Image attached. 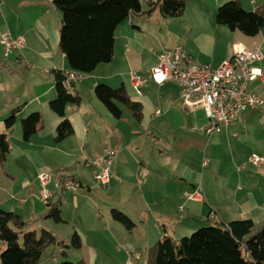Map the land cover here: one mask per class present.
<instances>
[{
    "label": "crops",
    "instance_id": "crops-1",
    "mask_svg": "<svg viewBox=\"0 0 264 264\" xmlns=\"http://www.w3.org/2000/svg\"><path fill=\"white\" fill-rule=\"evenodd\" d=\"M228 1L187 0L184 14L171 17L162 13V0H141L142 10L115 31L112 60L72 86L65 83L80 102L66 107L74 132L57 140L63 117L50 102L57 95V75L72 71L61 49L62 11L53 0H0V38L7 33L24 41L8 56L0 43V134L6 133L9 143L0 158V208L21 215L25 230L45 228L68 244L77 233L81 246L59 251H66L63 261L85 264H149L148 252L160 239L189 236L205 219H252L256 227L264 225V164L253 170L239 164L253 153L240 133L248 140L259 126L264 130V106L241 113L226 126L225 137L207 142L205 110L186 105L176 83L149 80L141 96L131 83V73L156 65L165 48L182 46L197 65L231 58L237 43L264 53V26L247 35L217 23L218 8ZM237 1L247 11L264 5V0ZM259 66L264 70V59ZM100 83L124 87L131 100L142 104V116L118 102L122 116L116 117L95 93ZM250 88L264 97L260 79ZM17 108L15 124L8 128L6 119ZM34 112L42 118L25 139L22 120ZM109 148L117 151L113 176L101 188L98 169L86 163ZM42 173L50 177L45 184ZM65 177L82 188L58 190L57 181ZM193 192L196 197L189 198ZM56 202L63 221L43 218ZM114 209L131 219L132 228L113 217ZM5 246L0 240V250Z\"/></svg>",
    "mask_w": 264,
    "mask_h": 264
},
{
    "label": "trees",
    "instance_id": "trees-1",
    "mask_svg": "<svg viewBox=\"0 0 264 264\" xmlns=\"http://www.w3.org/2000/svg\"><path fill=\"white\" fill-rule=\"evenodd\" d=\"M62 11L61 49L65 53L72 71L91 73L99 64L110 62L115 50V31L130 15L142 10L141 0H53ZM187 0H162L163 14L182 16ZM219 24L239 29L247 35H256L264 26V5L255 11L245 10L241 3L232 0L221 5L216 14ZM63 73L57 75L56 97L51 108L63 117L57 127V140L74 132L66 117L69 103H79L80 97L73 95L65 86ZM97 97L116 116H122L119 103L125 104L138 118L142 116V104L131 100L124 87L113 88L106 83L95 87ZM14 109L6 119L8 128L16 121ZM41 113L34 112L22 120L23 135L29 139L38 128ZM9 150L6 133L0 134V158ZM112 215L128 228L133 222L121 211L114 209ZM56 222L63 221L60 202L51 203L42 216ZM27 222L21 215L0 208V240L6 247L0 252V264H39L45 250L53 243L62 247H80L82 241L77 233L71 243L59 240L48 229L25 230ZM23 234V243H20ZM64 255L66 251H63ZM61 264H85L62 261ZM149 264H264V225L256 227L252 219H238L229 223L218 222L203 226L191 235L174 239L165 236L150 249Z\"/></svg>",
    "mask_w": 264,
    "mask_h": 264
},
{
    "label": "built area",
    "instance_id": "built-area-1",
    "mask_svg": "<svg viewBox=\"0 0 264 264\" xmlns=\"http://www.w3.org/2000/svg\"><path fill=\"white\" fill-rule=\"evenodd\" d=\"M5 56L15 49L20 48L24 41L22 38H14L3 33L0 38ZM264 59L261 49H251L240 43L234 45L231 58L224 60L218 65L192 64L182 46L173 49H163L158 56V62L145 72L133 71L131 83L138 95H143L144 88L149 80L158 85L166 82L176 83L180 87V93L186 105L190 107H202L210 121L205 128L208 135L220 131L221 126H227L236 120L241 113L247 110H255L264 106V97L255 93L250 88V83L260 79L264 83V70L259 63ZM84 74L70 71L66 74L65 83L80 80ZM158 109L155 114H160ZM117 151L114 148L107 149L97 155L86 164L94 166L98 170L95 173L97 186L106 187L113 176L112 166ZM250 161L258 166L264 164V158L253 154ZM41 181L45 184L49 175L42 173ZM58 190L78 191L82 184L72 177H65L57 181ZM197 192L188 197L195 198ZM50 197V192H45V198ZM212 211L211 217H214Z\"/></svg>",
    "mask_w": 264,
    "mask_h": 264
},
{
    "label": "rangeland",
    "instance_id": "rangeland-1",
    "mask_svg": "<svg viewBox=\"0 0 264 264\" xmlns=\"http://www.w3.org/2000/svg\"><path fill=\"white\" fill-rule=\"evenodd\" d=\"M230 125V124H229ZM228 127V126H227ZM226 126L225 127H223L222 128V132H220V133H218L217 135H214V136H208V135H206V136H204L205 137V139H206V141L207 142H209L210 141V139H213L214 137L215 138H217V137H219L220 136V138L221 137H225L226 135H227V132H226V128H227ZM260 127L261 126H259L258 127V129H257V131L255 132V134H252L251 132H250V134H249V136H247V138H248V140L247 139H244V137L241 135V133H240V137L241 138H243L242 140H244V141H247V145H246V149L247 148H250V149H252L253 150V153H251L250 155L252 156L253 154H256V155H258V156H261V157H263L264 158V130H263V128H261V130H260ZM246 132V131H245ZM243 134H245V133H243ZM230 137H233V135L232 134H230ZM225 139V138H224ZM229 138L227 137L226 138V140H225V142L228 140ZM235 139H237V137L235 138ZM249 141H250V143H249ZM221 142H223V141H221ZM249 155V157H247L246 159L244 158L242 161L243 162H240L239 164H240V166H243V165H245V169L246 170H249V169H251V170H253V169H257L256 167H260V166H258V165H255V164H253L251 161H250V156ZM202 162V161H201ZM70 201H72L71 199H70ZM204 225H202V227L203 226H208V225H210V224H215L213 221H211V223H210V221H207V219H205V221H204V223H203ZM26 230H29V229H26ZM51 231V230H50ZM40 232H41V229H38V233L40 234ZM54 233V232H53ZM55 234V233H54ZM56 235V234H55ZM59 239V238H58ZM20 243L22 244L23 243V234H20ZM59 240H61V239H59ZM52 245V246H51ZM50 246L51 247H48V249L44 252V254H43V256H42V258H41V260H40V263L39 264H61V262L63 261V260H65V255H64V253H63V251H64V249H63V251H59V247H62V246H60V244L59 243H53V244H51ZM6 247V246H5ZM3 250V249H2ZM2 250H0V252L2 251ZM149 253L150 252H148V262H149V258H150V255H149ZM52 256H54V257H52Z\"/></svg>",
    "mask_w": 264,
    "mask_h": 264
}]
</instances>
